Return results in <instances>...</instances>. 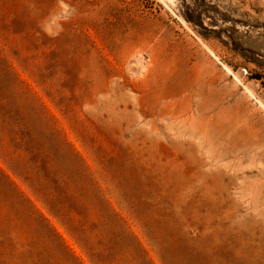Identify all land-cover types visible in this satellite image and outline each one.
<instances>
[{"label": "rangeland", "instance_id": "obj_1", "mask_svg": "<svg viewBox=\"0 0 264 264\" xmlns=\"http://www.w3.org/2000/svg\"><path fill=\"white\" fill-rule=\"evenodd\" d=\"M0 264H264V0H0Z\"/></svg>", "mask_w": 264, "mask_h": 264}, {"label": "trees", "instance_id": "obj_2", "mask_svg": "<svg viewBox=\"0 0 264 264\" xmlns=\"http://www.w3.org/2000/svg\"><path fill=\"white\" fill-rule=\"evenodd\" d=\"M255 79L260 81L262 78L260 76H256Z\"/></svg>", "mask_w": 264, "mask_h": 264}, {"label": "bare ground", "instance_id": "obj_3", "mask_svg": "<svg viewBox=\"0 0 264 264\" xmlns=\"http://www.w3.org/2000/svg\"><path fill=\"white\" fill-rule=\"evenodd\" d=\"M170 3H173V0H168ZM228 70V69H227ZM228 72H229V70H228Z\"/></svg>", "mask_w": 264, "mask_h": 264}]
</instances>
